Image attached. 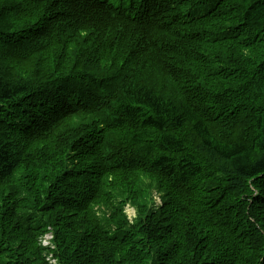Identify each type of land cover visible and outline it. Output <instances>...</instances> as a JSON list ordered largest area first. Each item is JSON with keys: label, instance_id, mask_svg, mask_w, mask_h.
I'll return each instance as SVG.
<instances>
[{"label": "trees", "instance_id": "trees-1", "mask_svg": "<svg viewBox=\"0 0 264 264\" xmlns=\"http://www.w3.org/2000/svg\"><path fill=\"white\" fill-rule=\"evenodd\" d=\"M48 227L58 264H264V0H0V264Z\"/></svg>", "mask_w": 264, "mask_h": 264}, {"label": "rangeland", "instance_id": "rangeland-1", "mask_svg": "<svg viewBox=\"0 0 264 264\" xmlns=\"http://www.w3.org/2000/svg\"><path fill=\"white\" fill-rule=\"evenodd\" d=\"M154 199L156 204L158 205L160 203L158 195H154ZM125 212L130 219V221L134 220L136 216V210L134 207H126ZM54 235L52 227L46 228L45 232L42 233L41 236L38 238V243L41 247H43L44 250V256L45 260L49 264H58L57 258L54 256V250H55V244L53 242Z\"/></svg>", "mask_w": 264, "mask_h": 264}, {"label": "clouds", "instance_id": "clouds-1", "mask_svg": "<svg viewBox=\"0 0 264 264\" xmlns=\"http://www.w3.org/2000/svg\"><path fill=\"white\" fill-rule=\"evenodd\" d=\"M127 207H129V206H127Z\"/></svg>", "mask_w": 264, "mask_h": 264}]
</instances>
